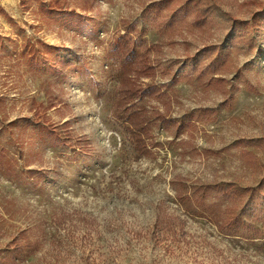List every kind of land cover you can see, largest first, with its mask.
<instances>
[{"label": "rangeland", "instance_id": "374dc122", "mask_svg": "<svg viewBox=\"0 0 264 264\" xmlns=\"http://www.w3.org/2000/svg\"><path fill=\"white\" fill-rule=\"evenodd\" d=\"M263 11L0 0V264H264ZM122 36L147 53L128 72Z\"/></svg>", "mask_w": 264, "mask_h": 264}, {"label": "trees", "instance_id": "16d2710c", "mask_svg": "<svg viewBox=\"0 0 264 264\" xmlns=\"http://www.w3.org/2000/svg\"><path fill=\"white\" fill-rule=\"evenodd\" d=\"M166 1L167 0H164V2H166ZM43 8H44L45 13H47L50 16H54V17L61 15L62 13L66 14V17L69 15L68 16L69 18L67 20H71V21H76L80 17V15H78V14H68L69 13L68 11H61V10L57 9L55 6H52L50 4L43 6ZM251 25L255 29L264 30V11L259 13V14H256L253 17ZM236 35H238V34H236ZM131 39H132L131 37L122 36V37L118 38V40L116 41L117 43L115 42L116 44H113V46H114L113 54L118 57L119 65H121V67L126 72L131 70V68L133 67L135 62L137 63V62L144 61L146 56H147L146 51H144V52L139 51L137 46H136V41L132 40V42H131ZM139 41H141V38H139ZM49 49L51 52H54L56 50L54 47H50ZM58 61L64 68L69 66V64L64 60H58ZM146 69L152 70L151 67H147V66H146ZM145 93L149 94V95H159L161 92L159 91V88L157 86H152L149 89H147L143 93V95ZM129 96L133 97V93L132 94L130 93ZM141 97H142V95H141ZM141 117H142V113H139V111L135 110V111L129 112V114H127V116L124 118V121H126V124L129 125L128 130H129V133H130L132 139L135 142L136 149L138 151L140 150V151H142V153H144L143 150L144 151H146V150L142 148V145H143L142 134H145L146 132L144 131L145 128H142V125H141L142 122L140 121ZM162 121L165 122L166 119L162 118ZM170 121L171 120H169L168 122H170ZM66 143L72 144L71 136H69L66 139ZM146 153H147V151H146ZM218 190L220 193H222V196L229 198L233 201L236 200V194H234V192H231V190H229V188L221 187V188H218ZM11 249H13V248H11ZM14 249H17V248H14ZM14 249L11 250L10 254L14 251ZM23 252H25V249L21 248L18 253L20 255ZM11 257H13V255ZM14 258H17V257H14Z\"/></svg>", "mask_w": 264, "mask_h": 264}]
</instances>
